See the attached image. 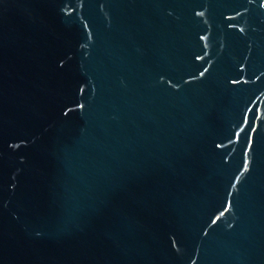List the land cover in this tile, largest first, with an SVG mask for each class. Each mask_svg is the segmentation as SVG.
<instances>
[{
    "label": "water",
    "instance_id": "water-1",
    "mask_svg": "<svg viewBox=\"0 0 264 264\" xmlns=\"http://www.w3.org/2000/svg\"><path fill=\"white\" fill-rule=\"evenodd\" d=\"M0 264H264V0H0Z\"/></svg>",
    "mask_w": 264,
    "mask_h": 264
}]
</instances>
